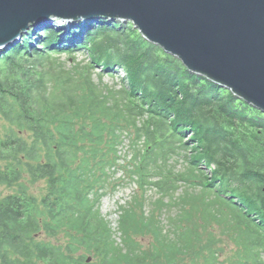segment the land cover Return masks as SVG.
Here are the masks:
<instances>
[{
    "label": "trees",
    "instance_id": "16d2710c",
    "mask_svg": "<svg viewBox=\"0 0 264 264\" xmlns=\"http://www.w3.org/2000/svg\"><path fill=\"white\" fill-rule=\"evenodd\" d=\"M99 19L82 42L71 39L83 28L63 37L45 24L37 39L32 27L0 48V186H17L0 196V264H224L219 235L237 247L230 264H264V112L132 21ZM82 48L85 64L58 57ZM100 66L124 69L121 85L97 82ZM130 130L145 137L128 170L143 193L120 207L115 231L98 205ZM182 152L187 172L168 173ZM40 180L39 198L29 188ZM152 187L159 196L146 211ZM147 235L149 246L138 239Z\"/></svg>",
    "mask_w": 264,
    "mask_h": 264
},
{
    "label": "water",
    "instance_id": "95a60500",
    "mask_svg": "<svg viewBox=\"0 0 264 264\" xmlns=\"http://www.w3.org/2000/svg\"><path fill=\"white\" fill-rule=\"evenodd\" d=\"M82 16L132 21L189 70L264 112V0H0V48L52 17Z\"/></svg>",
    "mask_w": 264,
    "mask_h": 264
},
{
    "label": "rangeland",
    "instance_id": "374dc122",
    "mask_svg": "<svg viewBox=\"0 0 264 264\" xmlns=\"http://www.w3.org/2000/svg\"><path fill=\"white\" fill-rule=\"evenodd\" d=\"M100 17L101 16H96L94 18H86L82 16L79 19H74V18L66 19V18L58 17L57 18L58 21L57 20L55 21V19L52 17L49 19L48 26L61 27L60 36H63V37L66 35H71L73 30H76L78 28H83V30H81V32L78 33L76 38H73V39L70 38L71 41L79 40L80 42H82L84 35L90 29H92V27L97 23V21L100 20L99 19ZM115 18H119L121 19V21L126 20L121 17H108L106 20L111 21V20H114ZM44 27L45 26L43 27L39 26L38 28H36L34 31L36 35L33 37L37 39L38 36H40V34H43ZM74 48L77 49L78 46H75ZM71 53L72 55H70L69 53H64L61 56L58 55V57L64 61L69 60V58L70 60L73 58H76V60L78 62H81V64H85L86 62L90 60L89 52L86 48H82L77 51L73 50ZM112 72L104 71L102 66L97 67L94 70V79L97 82L105 83L110 86L117 85V87H119L121 85V80L123 77L126 76V73L124 69H122L121 67L117 68V70L114 73ZM143 120L144 119L141 120L140 122L141 124ZM6 126H7V122L3 120L2 117H0V133L3 134L5 132ZM137 137H138L137 133L133 130H130V132H128V135L124 137V141L119 147V155L121 157L118 159V168L113 169L110 172V175L107 176L106 178L107 188L105 189L106 193L102 196L100 205H98L100 206L102 215L105 216L107 220L110 221L111 226L113 230L115 231L117 229V223H118L119 215L121 213L120 207L128 203L129 201H131L134 195H140V193L141 194L143 193V191L139 189L136 178L134 177L133 179L132 176L128 173V170L132 166V164L130 163V160L133 157V153L136 152L134 143L136 142L137 145L140 146L145 141L144 135H142L139 138L140 139L139 141H136ZM190 153L191 152H188V154L187 153L184 154L182 152L181 154L174 156L169 162L166 163L165 170L168 173L171 171L173 175H177L178 173L187 172L189 168ZM109 156L111 157L112 154H109ZM122 165H126L127 167H122ZM183 184L182 182L178 183V189L175 192V197H179L180 194L186 191L185 188H187V186ZM47 185H48V182L46 180H40L36 182V184L34 183L30 185L29 192L40 198L43 194L46 193ZM16 189H17L16 185L12 187L7 186V185H1L0 186V196L2 197L10 193H13L15 192ZM145 194L148 200L146 201L143 209L147 211L154 207L152 204V200L156 199L159 196V193L157 192L155 188L152 187V188H148ZM195 196L198 197L197 194H195ZM133 203L135 204V201H133ZM176 209L178 210V208ZM157 213H159V211H157ZM167 215L168 214H166V217ZM164 217L165 215L161 214V218H164ZM219 231L220 229L217 230V232ZM117 235L118 234H116V236ZM37 238L48 239V237H46L44 234L39 235ZM218 238H219V241L216 244V248H218L219 253L222 254L219 260L220 262L224 264H230L234 260V253L236 252L237 247L226 236L219 235ZM138 239L141 243L145 244V246H149L151 242L153 241V237L151 235L140 236ZM67 240L68 239L65 238L64 232L58 236L59 243H67ZM116 240L120 242V237L117 236ZM53 241L55 242L57 240L53 239ZM90 255H91V259L93 256L95 257V254H87V256H90ZM40 264H44V263L40 262Z\"/></svg>",
    "mask_w": 264,
    "mask_h": 264
},
{
    "label": "bare ground",
    "instance_id": "6f19581e",
    "mask_svg": "<svg viewBox=\"0 0 264 264\" xmlns=\"http://www.w3.org/2000/svg\"><path fill=\"white\" fill-rule=\"evenodd\" d=\"M55 18H56V17H55ZM55 18H54V19H55ZM48 22H49V20H48L47 22H44L41 26H43V25H45V24H48Z\"/></svg>",
    "mask_w": 264,
    "mask_h": 264
}]
</instances>
